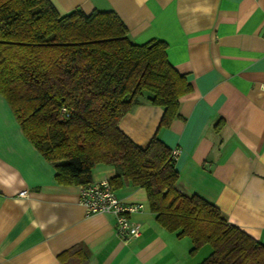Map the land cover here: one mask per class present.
Listing matches in <instances>:
<instances>
[{"label": "crops", "instance_id": "1", "mask_svg": "<svg viewBox=\"0 0 264 264\" xmlns=\"http://www.w3.org/2000/svg\"><path fill=\"white\" fill-rule=\"evenodd\" d=\"M50 2L60 15L112 10L133 43H166L169 63L191 84L177 116L158 128L163 107L144 96L119 128L140 147L157 134L175 152L177 189L264 244V0ZM55 172L0 94V264H199L210 253L205 244L190 255L191 240L160 226L145 190L128 184L115 194L139 205L130 217L140 235L120 237L115 215L87 214L81 186L59 184ZM114 172L97 164L91 177Z\"/></svg>", "mask_w": 264, "mask_h": 264}, {"label": "trees", "instance_id": "2", "mask_svg": "<svg viewBox=\"0 0 264 264\" xmlns=\"http://www.w3.org/2000/svg\"><path fill=\"white\" fill-rule=\"evenodd\" d=\"M166 47L133 43L112 10L60 15L50 0H0V94L56 181L82 186L97 164L110 165L112 188H143L157 223L191 240L190 255L211 247L199 264H264V244L216 205L177 189L175 153L157 134L140 147L119 128L144 96L163 107L158 128L177 116L191 84Z\"/></svg>", "mask_w": 264, "mask_h": 264}, {"label": "built area", "instance_id": "3", "mask_svg": "<svg viewBox=\"0 0 264 264\" xmlns=\"http://www.w3.org/2000/svg\"><path fill=\"white\" fill-rule=\"evenodd\" d=\"M62 113H66V108H61ZM175 153V152H174ZM25 197L26 190L18 193ZM79 203L84 206L87 214L113 213L116 218V233L124 238H132L140 235V228L130 217L139 205L124 204L115 194V190L109 184L107 178L92 180L90 183L80 187Z\"/></svg>", "mask_w": 264, "mask_h": 264}, {"label": "clouds", "instance_id": "4", "mask_svg": "<svg viewBox=\"0 0 264 264\" xmlns=\"http://www.w3.org/2000/svg\"><path fill=\"white\" fill-rule=\"evenodd\" d=\"M205 11H210L211 9H204Z\"/></svg>", "mask_w": 264, "mask_h": 264}]
</instances>
